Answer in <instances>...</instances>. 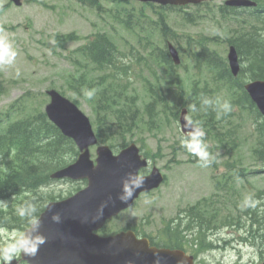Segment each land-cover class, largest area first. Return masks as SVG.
I'll return each mask as SVG.
<instances>
[{
	"label": "rangeland",
	"instance_id": "obj_1",
	"mask_svg": "<svg viewBox=\"0 0 264 264\" xmlns=\"http://www.w3.org/2000/svg\"><path fill=\"white\" fill-rule=\"evenodd\" d=\"M210 1L219 5L223 0ZM38 2H44L45 6L40 5ZM102 2L107 7H115L108 0H102ZM51 5L54 6L53 10H50L48 7ZM129 7H133V12L135 13H138L139 9L143 8L144 14L140 17L135 28L130 31L119 23L118 25L115 20L108 16H106L108 23H103V21L94 15L93 11L79 6L73 0H24V5H21V7H17L12 3L7 4V0H0V28L5 27L0 29V39H4L10 43L16 52L15 60L11 65H0V83L4 90L0 96V108H4L18 97L25 101L26 107L39 106L44 101L47 102L48 98L43 94V91L49 87L63 90L66 96L74 98V93L67 86L72 81L71 76H77L79 73V70L72 63L73 59L81 58L75 51L76 48L87 41L86 36L97 30L109 32L117 42L118 49L124 54L118 51L117 63L120 66L123 62L127 61L131 72L129 73L123 69L119 75H116L115 83L108 88L110 89V93L123 89L119 92L127 95V100L134 101L139 109L133 116L134 123L132 121H125V127H128L129 124L132 125V130L126 134V140H136L139 146L142 144L141 148L151 155L153 161L156 162L155 164L165 171L164 173L167 177L159 190L149 195L141 196L132 206V209L126 210L113 223H117L120 226L128 225L136 227L143 231L144 234H156V231L160 229L161 233L164 231L162 227L168 219H164L161 222L163 218H172L176 211L212 194V169L210 167L200 168L195 161L198 158L192 154L189 158L185 152L179 150L174 152L175 145L180 143V138L184 134L180 130L177 118H174L171 113H167L168 110L164 111L161 105L156 106L153 109L154 115L151 120L143 112L144 104L149 99L144 89H142V82L146 77L152 83H155L154 78L151 76L153 71H156L158 74L161 90L166 91L169 88V91L166 92L168 95L166 101L169 103L172 112L174 111L175 101L180 99V97H176V93L174 92L177 90V85L169 83L168 75L160 65H157L155 61L150 59L151 63L145 66L143 63L137 62L133 55H135V51L146 55L150 51L152 43L159 46L163 45L164 41L156 29L161 14L165 16L166 22L171 29L181 35V44L184 52L187 50L185 46L188 37L194 43L199 38L198 36H208L215 38V41L210 43V48L216 49L220 55L225 56L227 45L223 42V39L224 34L228 35L229 29L226 28V24H219L215 21V18L209 12L207 16L197 15L196 8L192 7V5L188 6V15L185 16L175 9H160V12L157 9L143 6L141 3H135ZM191 11H193L191 15L194 17L192 20L191 18L189 19ZM136 20L137 14L132 19L133 23ZM11 27L14 28L11 29ZM73 31L81 36L80 40L56 42V35L68 34ZM138 37H144V39H139ZM144 45L146 46L144 47ZM182 60L183 63L185 62V65L189 62L190 71L187 72V70L185 71L181 68L174 70V72L184 82L187 88L185 91L190 87H188L190 78L198 80L197 85L199 90L203 89L201 91L203 97L199 98L200 103H198L201 104L198 105L200 109L199 113H202L204 109L206 113H210L212 109L216 108L214 113L218 116V111H220L218 106L224 101H228L230 97L228 88L223 89L222 86L224 87V84H218V87L215 86L212 79H215L217 76L216 70L215 72H206L204 69L200 70L199 65L192 63L190 58H188V61L183 58ZM246 65L247 61L242 66ZM17 72L19 75H17ZM88 73L93 79L99 78L97 74L100 73L96 72L95 74L94 71ZM190 74H192V77ZM108 81L109 79L105 81L100 78L102 85H108ZM99 98L100 96L98 95L96 98L94 95L91 98L88 96L86 98L79 97L81 108L91 116L92 122H94V114L90 108L91 100ZM203 99L213 101L212 106L205 108L202 104ZM101 103H106V101H101ZM131 107L135 108L134 104L131 103ZM116 108L117 103L111 102L109 107L96 111V114L100 120L111 119L116 114L114 111ZM129 115L128 117H130ZM187 117L188 119H192L189 111ZM219 119L220 117H217V120ZM153 120L154 122L152 123ZM230 124L232 129L235 124L241 127L240 132L238 130L235 132L240 137L241 145L237 151L230 154L236 158V162H242L243 164L250 163L252 119L240 108H233V111L228 113L227 117L222 115V120L218 123V125L224 126ZM102 125L104 126L105 124ZM110 126L113 127L112 129H115V122L110 123ZM208 133L209 135L205 134L204 139L210 147L215 144V139L218 138L215 136L214 139L211 136V132ZM109 135L108 133L107 136L109 137ZM119 138L116 137V139ZM94 152L95 150L92 148V156ZM57 154L61 156L65 154V151L57 150ZM211 154L215 156V162L217 163H224L227 158V155L223 154L220 150L213 149ZM257 165L259 167H252L250 164L251 169L261 168V163H257ZM221 168L219 171H222ZM223 168L225 169L224 166ZM263 178L264 174L261 173L259 175H250L246 185L241 182L237 185L238 182H235V180L233 183L241 191L238 193L247 195L251 191L264 187ZM73 185L75 183L70 181H54L51 188L55 195H62L69 191ZM241 208L243 209L242 205ZM256 208H253V212L256 216L260 214L264 221V207L259 206ZM212 209L219 211L217 213L220 219L234 220L238 218L235 212L222 211L214 205L210 207V210ZM249 215H241L243 217H240L242 227L246 229L250 228L248 217L250 218L251 215ZM216 224L219 225L217 227L218 232L213 230L206 231L207 227L205 224L204 227L198 226V224H189L191 226L187 228L188 237H196L197 235L203 237L205 234L206 241L203 243L208 245L209 242L217 247L200 252L198 255L199 264L259 263L260 258H258V253L260 250H264L263 239L250 236V234H247L241 228L239 230L236 227L226 229L219 222H216ZM200 228H204V230ZM8 233V231L4 230L2 236L6 238L4 234ZM16 235L17 233L13 232L11 236L14 238ZM249 236L252 237L251 242L253 243L250 245L244 242V237ZM11 242L9 241V244ZM0 249H2L1 246Z\"/></svg>",
	"mask_w": 264,
	"mask_h": 264
},
{
	"label": "water",
	"instance_id": "obj_2",
	"mask_svg": "<svg viewBox=\"0 0 264 264\" xmlns=\"http://www.w3.org/2000/svg\"><path fill=\"white\" fill-rule=\"evenodd\" d=\"M160 1L165 2L166 0ZM172 1L184 2L185 0ZM231 63L236 71L234 58H231ZM48 93L51 95V103L46 106L48 116L61 127L65 134L73 136L80 148H87L89 144L94 143L96 139L88 118L57 92L50 90ZM183 115L181 117L182 129L187 130ZM88 157V152L85 151L73 166L60 172L61 175L71 174L75 177H87L89 179L88 187L64 202L50 203L48 206L51 207V210L46 208L40 216V227L43 226L42 235L46 238V243L42 245V247H45V259L53 261L59 254L57 249L64 247L72 260H80L77 246L87 247V244L76 239L85 238V232L80 231L79 236H77L75 232H70L69 223L76 222L79 217H89L91 220H96L97 224H102L104 219L117 214L121 209L130 205L140 190H147L156 186L161 180V176L154 169V176L149 179L146 178L144 187L138 189L132 200L124 204L116 199L117 194L121 191L122 178L129 173L137 174V169L145 164V160L140 159L135 145L132 144L117 156L112 155L107 146L99 147L96 166H93ZM110 197L111 200H109ZM104 201H108V207L105 209L103 217L97 219V208ZM53 211L60 213L61 220L59 223L51 220ZM81 220V223L85 222L84 219ZM70 235L71 237H69ZM92 239L94 241V238ZM83 241L87 242V239ZM95 243L101 245L102 248H97L100 250L96 252L94 258L85 257L86 263L80 260V264H89L90 259L92 264H192V258L185 256L182 251L155 248H148V250L145 248L146 245L141 242L139 243V249L128 243L127 249L124 250L121 248L123 244L120 237L116 239L110 237L100 238ZM104 246L112 248L111 255L106 252ZM71 248L75 252H71ZM41 249H39V252ZM85 249L86 254H89V249ZM28 258L32 261H38L37 258L39 257L37 254L35 257ZM76 264L79 263L76 262Z\"/></svg>",
	"mask_w": 264,
	"mask_h": 264
},
{
	"label": "trees",
	"instance_id": "obj_3",
	"mask_svg": "<svg viewBox=\"0 0 264 264\" xmlns=\"http://www.w3.org/2000/svg\"><path fill=\"white\" fill-rule=\"evenodd\" d=\"M237 47L239 53L247 60V65L252 68L251 72L254 75L264 74V36L242 38L241 41L237 42ZM84 49L87 55L97 64H114L115 46L104 35H96ZM214 55L213 52L210 53L205 48L201 52L202 59L207 65L211 66L220 62L217 56ZM82 79L83 75L80 74L77 80L82 81ZM95 86L96 84H85V87L89 89H94ZM192 91V95L186 98L183 97L184 93L180 91L181 99L179 103L188 107L192 105L197 107V103H200V97L198 93H194V88ZM104 94L105 91L101 90L100 97H103ZM153 97L151 102L146 105L148 109L153 106L156 99L165 103L163 95L153 94ZM128 110L129 108L126 107L116 110V126L118 129L131 128V124L125 127V121L134 123V115L125 116ZM149 111L152 112L150 109ZM169 112L175 118L178 115L176 107L173 112L169 109ZM6 117L8 118V115ZM98 134L101 136V132ZM58 135V130L49 122L45 113L40 109L36 112H29L28 116L13 122L4 121L0 116V157L3 158L2 164H0V198L6 199L11 196L22 198L21 200L34 197L38 199L46 198L37 194L36 191L48 182L50 170L62 166L63 157L53 150V145L58 146L57 140L45 143L43 137ZM10 223L25 225L26 221L16 214V208L11 207L9 212L0 210V226Z\"/></svg>",
	"mask_w": 264,
	"mask_h": 264
},
{
	"label": "clouds",
	"instance_id": "obj_4",
	"mask_svg": "<svg viewBox=\"0 0 264 264\" xmlns=\"http://www.w3.org/2000/svg\"><path fill=\"white\" fill-rule=\"evenodd\" d=\"M16 57V52L12 48L11 44L4 39H0V65H11ZM127 62V61H125ZM17 75L19 73L17 72ZM92 92H88L87 96L91 98ZM202 104L206 107L212 106L213 101L209 99H203ZM219 115H227L233 111V106L230 102L224 101L219 106ZM193 112L197 111L195 105L191 106ZM185 128L188 129V135L180 138V144L190 154L198 158L201 167H209L214 161L213 156L209 151V144L204 139L205 131L202 127L194 122L190 118L185 122ZM146 177L144 175H137L135 173H129L121 180V191L117 194L116 199L121 203H128L134 197L138 189L144 187ZM39 191L41 193H47L48 189L41 186ZM111 200V197L109 198ZM259 200L253 199L251 196L246 197L243 201L242 207L256 208ZM0 204H3L0 201ZM6 206V205H5ZM48 210L51 207L46 205ZM108 207V201L102 202L97 208V219L103 217L105 209ZM16 214L27 223V228L23 232L17 233L13 241L7 245L4 249L0 250V264H12V261L17 255L23 254L27 257H35L41 245L46 243V238L43 236L40 229V217L38 215V209L36 205L30 201H26L16 209ZM51 220L59 223L61 216L59 212L53 211L51 213Z\"/></svg>",
	"mask_w": 264,
	"mask_h": 264
},
{
	"label": "bare ground",
	"instance_id": "obj_5",
	"mask_svg": "<svg viewBox=\"0 0 264 264\" xmlns=\"http://www.w3.org/2000/svg\"><path fill=\"white\" fill-rule=\"evenodd\" d=\"M2 202H6L7 200L6 199H4V200H1Z\"/></svg>",
	"mask_w": 264,
	"mask_h": 264
}]
</instances>
